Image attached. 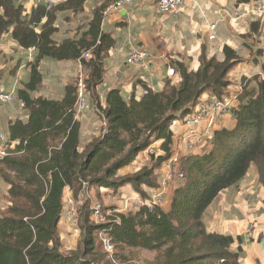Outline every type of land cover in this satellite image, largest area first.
I'll list each match as a JSON object with an SVG mask.
<instances>
[{
  "label": "trees",
  "instance_id": "1",
  "mask_svg": "<svg viewBox=\"0 0 264 264\" xmlns=\"http://www.w3.org/2000/svg\"><path fill=\"white\" fill-rule=\"evenodd\" d=\"M86 1L39 3L27 11L16 0H0V38L11 33L22 48L36 51L30 77L16 98L28 118L9 122V154L0 159V183L9 185L3 201L7 205L0 209V264H100L106 256L109 259L98 236L101 230L111 237L115 258L128 259L125 250L139 248L156 253L151 264H242L241 245L231 249L235 237L210 231L205 215L219 194L237 185L251 166L264 185V76L244 80L239 104L230 108L235 127L216 130L215 124L212 148L184 156L182 183L174 189L167 210L154 206L120 212L115 205L103 204L108 221L98 223L93 219L92 197L84 188L90 192L91 187H104L116 193L131 185L142 197L155 191L160 186L155 169L173 152L174 120L189 114L207 91L222 98L239 57L226 45L222 59L202 52L197 70L177 61L179 84L167 80L161 91L149 89L142 98L130 100L114 88L107 92L104 107L97 88L104 80V57L115 43L102 30L107 5L95 8L79 38L60 42L53 38L58 11H82ZM88 50L91 57L84 60L89 69L87 92L105 125L99 136L81 148V121L74 116L76 84L68 85L59 100L34 93L43 80L42 59L77 60ZM262 68L264 72V64ZM254 81L257 86L250 88ZM158 140H162L164 154L152 155L151 166L119 174ZM67 189L76 200L85 198V204L78 210L79 244L63 253L59 223Z\"/></svg>",
  "mask_w": 264,
  "mask_h": 264
},
{
  "label": "crops",
  "instance_id": "2",
  "mask_svg": "<svg viewBox=\"0 0 264 264\" xmlns=\"http://www.w3.org/2000/svg\"><path fill=\"white\" fill-rule=\"evenodd\" d=\"M113 1L115 0H87L82 11L75 12L72 9L58 11L56 20L58 31L53 36L54 40L60 42L65 38H79L87 30L86 24L91 20L95 8L102 4L108 5ZM39 3H46V0L21 2L27 11ZM251 3V1L238 0H199V4L195 5L188 1L178 14H173L160 12L155 0L126 1L119 11L102 22V30L115 40L113 47L104 57V80L97 88L102 105L106 106V94L114 88L120 89L125 99L130 100L134 96L137 99L142 98L147 88L161 91L167 80L173 84H179L181 76L175 69L177 61L184 62L191 70H197L202 52H205L208 57L222 59L226 45L237 52L239 61L228 74V80L231 83L223 96H235L240 93L244 80H250L257 75L261 79L264 76L262 68L264 40L260 38L259 23L248 12ZM236 10L239 16L234 18L233 12ZM211 23L217 24L214 39L209 38L208 27ZM256 24L258 29L255 28ZM134 46L145 47L150 52L149 68L139 63L127 62L128 53ZM35 56L34 49H24L12 38L11 33L4 34L0 38V87L17 90L23 87L30 77V63L35 60ZM86 69L89 72L88 67ZM171 69L174 72L171 73ZM40 70L43 80L34 95L59 100L64 96L66 87L76 82L77 60L58 61L44 58L40 62ZM213 95L211 91H207L200 100ZM90 106L91 120L85 119L84 124L81 121L83 126L81 148L99 134L102 124L100 117L93 110L95 105L92 95H90ZM27 118L28 114L18 99L9 104L0 103V130L5 133H8L10 121L27 120ZM205 123L200 124L201 129L205 127ZM235 123L236 119L229 112L218 119L216 130L224 127L234 128ZM185 129L182 118L175 125L172 124L173 150H178L182 146L179 137L184 134ZM161 144L162 140L152 144L158 155L164 154ZM211 148L212 145L201 144L192 154H201ZM165 162L166 160L155 169L158 182L166 171ZM153 163L152 155L144 150L130 165L120 169L119 174L133 173ZM173 187L174 184L167 189L166 203L162 206L165 210L170 206L175 189ZM8 188L9 185L0 183V190L4 197ZM150 190L148 189L149 192ZM70 191L72 190H66V196ZM122 192H127L134 197L140 196L131 185L120 187L116 193L104 187L90 188L91 197L99 201L104 196L111 195L114 198L116 194ZM110 204L119 207L115 200ZM0 205V209H3L7 204L1 202ZM205 216L210 231L231 234L235 237L236 241L231 249L235 250L241 245L242 264H264V185L259 181L255 166H251L247 175L237 185L221 192L210 205ZM67 228L71 229L68 222L66 224L60 222V235ZM78 244L79 238L69 241L62 239L61 251L68 253L76 249ZM136 249L131 248L134 251ZM152 253L154 256L149 264L156 256L155 252Z\"/></svg>",
  "mask_w": 264,
  "mask_h": 264
},
{
  "label": "built area",
  "instance_id": "3",
  "mask_svg": "<svg viewBox=\"0 0 264 264\" xmlns=\"http://www.w3.org/2000/svg\"><path fill=\"white\" fill-rule=\"evenodd\" d=\"M17 2H22L23 0H16ZM63 0H46L47 4L53 5L58 4ZM128 0H115L112 3L108 4L103 12V21L108 19L113 13L119 11L124 3ZM158 10L164 13H173L178 14L183 6L191 1L193 4L198 5L199 0H155ZM258 2L254 4L250 12L253 16H256L260 19L261 27H260V38L264 40V0H257ZM234 18L239 16V12H233ZM209 38H216V23L209 24ZM150 52L142 46H134L130 49L128 53L127 62L134 64L139 63L145 68L150 67ZM91 57V51H85L81 57L77 59V71H76V89H77V100L75 105L76 116L83 113L88 105V92H87V83L86 76L88 74L86 70V65L84 60H89ZM170 72H174L173 69ZM148 89H145L144 93H148ZM17 98V89H4L0 87V103L1 104H9L13 103ZM233 101L221 100L216 97H210L208 99H202L198 101L194 107L193 112L187 114L184 118V125L186 126L185 132L183 134V142L185 146H181L171 153L169 158L166 160V171L164 176L160 180V186L149 194L146 197L137 196L133 198H129L124 203V209L121 207L117 209L120 212H129L133 210H138L142 207L153 208L154 206H163L166 203V192L167 189L172 184L173 180L175 182L183 179L184 173L182 172L181 166L179 168V164L182 161L183 155H190V151L195 145L204 144L205 146H210V141L214 136V127L217 124L218 119L230 112V108L233 107ZM202 122L205 123V127L203 129L200 128V124ZM7 141V133L0 130V159L7 156L9 154V150L6 146ZM147 152L150 155L157 156V152L155 148L151 145L147 149ZM177 150V151H176ZM182 165V164H180ZM86 185H84L85 187ZM85 194L90 196V192L88 188H84ZM91 208L93 213V219L100 223L108 221L109 212L104 211V206L102 202L97 199L91 200ZM77 200L73 196H66L64 199V205L62 210V218H67V221L72 225L73 232L78 234V222H79V213L77 209ZM118 220V219H117ZM98 236L103 243L104 251L108 254V257L111 261H114L115 254V245L112 242L111 237L108 232L105 230H101L98 232Z\"/></svg>",
  "mask_w": 264,
  "mask_h": 264
},
{
  "label": "rangeland",
  "instance_id": "4",
  "mask_svg": "<svg viewBox=\"0 0 264 264\" xmlns=\"http://www.w3.org/2000/svg\"><path fill=\"white\" fill-rule=\"evenodd\" d=\"M108 1H111V0H108ZM252 3H251V6H250V8H249V10H248V12L252 15V13L250 12V9H252V7L254 6V4H256L258 1L257 0H255V1H251ZM18 3H20V2H18ZM21 4V3H20ZM236 11H238V10H236ZM253 16V15H252ZM254 18H255V20L259 23V26L261 27V22H260V19L259 18H257L256 16H253ZM137 47H139V46H137ZM257 86V83H255L254 84V82H252L251 83V87L250 88H253V87H256ZM148 89V88H147ZM149 90V89H148ZM241 93V92H240ZM240 93H238V94H236L235 96H223L222 98H219L218 96H216V95H213V96H210V97H216L217 99H221V100H228V99H230V100H232L233 101V104H234V106L233 107H236L238 104H239V101H238V96H239V94ZM145 94V93H144ZM90 95L91 94H88V105H87V107H86V109L83 111V113L82 114H80V115H78V116H76V112L74 111V116H75V119H78V120H80V121H82V123H83V121L85 120V119H88V120H91V117H90V114H91V110H90ZM210 97H208V98H210ZM208 98H206V99H208ZM237 102V104H235ZM76 105V104H75ZM93 110H94V112H96V114L98 115V113H97V111L95 110V108H93ZM193 112V111H192ZM191 113V112H190ZM103 118V117H102ZM102 118H99V120H100V122L102 123L101 124V127H100V129H99V134L97 135V136H99L100 134H101V132H102V127L105 125V120L104 119H102ZM183 119L184 120V118H185V116L184 117H182V116H180V117H177L175 120H174V125L180 120V119ZM184 122V121H183ZM84 124V123H83ZM82 132H83V126H81V136H82ZM95 137V136H94ZM93 137V138H94ZM92 138V139H93ZM91 139V140H92ZM90 142V141H89ZM179 142H181V144L180 145H182V146H185V144H184V142H183V135L182 136H180L179 137ZM201 144H198V145H195L193 148H192V150L190 151L191 153H188V154H192V152L196 149V148H198L199 146H200ZM204 153V152H203ZM202 154V153H201ZM184 156L185 155H183L182 156V159L184 158ZM167 162V161H166ZM165 162V163H166ZM165 163H164V166H165ZM180 164H182V161H181V163ZM179 164V168H180V165ZM181 169H182V166H181ZM165 172V171H164ZM163 172V173H164ZM163 175V174H162ZM182 183V181H177V182H175L174 180H173V182H172V184H174V187H173V189L174 188H176L177 186H180V184ZM171 184V185H172ZM2 191L0 190V203L1 202H3V195H2ZM69 195L70 196H72L73 197V192L72 191H70V193H68V197H69ZM117 196L116 197H112L111 195L110 196H104L103 198H101V200H103L102 201V204H104V206H110L111 204V202L112 201H116L117 203H118V205H119V207L118 208H122V209H124L125 207V205H124V203H125V201L126 200H128L129 198H133L134 196L133 195H129V194H127V192H122V193H118V194H116ZM84 199L85 198H83V200H81V199H79V200H77V209L79 210V208H82L83 206H84V204L85 203H83V201H84ZM110 200H111V202H110ZM110 204V205H109ZM1 206V205H0ZM78 213V212H77ZM66 221V222H65ZM61 222L62 223H67L68 221H67V218H62L61 219ZM69 223V222H68ZM70 224V223H69ZM68 226V225H67ZM70 226H71V229L70 228H67V230L66 231H62V233H61V238L63 239V240H72L73 238H78V234H76V233H74L73 232V229H72V225L70 224ZM78 228H79V222H78ZM76 236V237H75ZM61 239V240H62ZM103 252V251H102ZM124 254H126L127 255V257H128V259H126V258H123V257H118V258H114L115 260H116V262H113V261H111L110 259H108L107 258V256L105 257V260H103V261H101L100 262V264H107L108 263V261L109 262H111L112 264H115V263H117V264H149V262H150V260L152 259V257L154 256V253H152V252H148V251H144V250H141V249H136L135 251L134 250H131V249H126L125 250V253ZM109 264V263H108Z\"/></svg>",
  "mask_w": 264,
  "mask_h": 264
}]
</instances>
